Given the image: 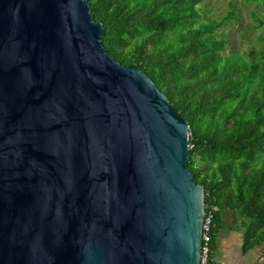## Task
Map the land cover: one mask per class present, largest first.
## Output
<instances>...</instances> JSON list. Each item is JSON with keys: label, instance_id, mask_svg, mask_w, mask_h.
I'll use <instances>...</instances> for the list:
<instances>
[{"label": "water", "instance_id": "water-1", "mask_svg": "<svg viewBox=\"0 0 264 264\" xmlns=\"http://www.w3.org/2000/svg\"><path fill=\"white\" fill-rule=\"evenodd\" d=\"M88 0H0V264H200L189 124Z\"/></svg>", "mask_w": 264, "mask_h": 264}, {"label": "trees", "instance_id": "trees-1", "mask_svg": "<svg viewBox=\"0 0 264 264\" xmlns=\"http://www.w3.org/2000/svg\"><path fill=\"white\" fill-rule=\"evenodd\" d=\"M206 0H88L108 54L139 67L189 124L188 168L212 217L210 262L233 211L242 253L264 258V0L253 17L256 45L231 51L222 30L232 7L211 19Z\"/></svg>", "mask_w": 264, "mask_h": 264}, {"label": "rangeland", "instance_id": "rangeland-1", "mask_svg": "<svg viewBox=\"0 0 264 264\" xmlns=\"http://www.w3.org/2000/svg\"><path fill=\"white\" fill-rule=\"evenodd\" d=\"M202 6L211 19H222L232 7H236V19L222 30L231 51L242 54L256 45L257 33L250 27L255 25L253 17L260 14L259 3L252 0H206Z\"/></svg>", "mask_w": 264, "mask_h": 264}, {"label": "crops", "instance_id": "crops-1", "mask_svg": "<svg viewBox=\"0 0 264 264\" xmlns=\"http://www.w3.org/2000/svg\"><path fill=\"white\" fill-rule=\"evenodd\" d=\"M225 228L219 235L214 255L215 264H264L260 259V249L250 251L247 255L242 253L244 229L240 227L236 214L233 211L222 213Z\"/></svg>", "mask_w": 264, "mask_h": 264}, {"label": "built area", "instance_id": "built-area-1", "mask_svg": "<svg viewBox=\"0 0 264 264\" xmlns=\"http://www.w3.org/2000/svg\"><path fill=\"white\" fill-rule=\"evenodd\" d=\"M211 227H212V217L209 214V212H206L202 225V252H201L200 264H209L210 262Z\"/></svg>", "mask_w": 264, "mask_h": 264}]
</instances>
